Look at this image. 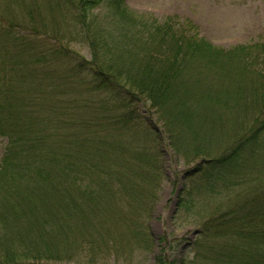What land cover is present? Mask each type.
I'll return each instance as SVG.
<instances>
[{
	"label": "trees",
	"instance_id": "16d2710c",
	"mask_svg": "<svg viewBox=\"0 0 264 264\" xmlns=\"http://www.w3.org/2000/svg\"><path fill=\"white\" fill-rule=\"evenodd\" d=\"M135 14L124 0H0V137L7 142L0 160V264H21L19 257L29 264L64 261L85 240L109 247L118 229L133 237V195L154 206L160 171L152 162L162 163L164 146L150 128L133 141L143 118L138 103L190 161L206 159L217 137L202 105H225L228 112L241 102L243 121L250 111L260 120L205 162L197 189L205 199L214 189L226 192L229 207L204 208L195 224L201 260L181 264H264V107L256 108L264 103L258 81L264 77L238 55L221 67L209 61L219 49L198 38L187 20ZM76 36L86 41L90 60L72 48ZM194 58L202 70L191 77ZM213 69L221 76L243 70L251 78L247 90L239 86L228 103L226 93L204 96L201 84L188 86L187 76L199 75L198 83ZM184 199L193 205L192 190Z\"/></svg>",
	"mask_w": 264,
	"mask_h": 264
},
{
	"label": "rangeland",
	"instance_id": "374dc122",
	"mask_svg": "<svg viewBox=\"0 0 264 264\" xmlns=\"http://www.w3.org/2000/svg\"><path fill=\"white\" fill-rule=\"evenodd\" d=\"M124 4L136 13L135 15H144L157 22H164L170 17L191 21L196 36L203 38L211 48L219 49L218 55L207 56L209 61L221 67L227 63L231 64L238 55V60L244 62L249 72L264 77V0H124ZM72 48L90 60L83 36L75 37ZM238 49H242L243 53L237 52ZM191 61L194 62L188 76H191L190 72L200 73L202 70L195 58ZM235 64L240 65V62L237 61ZM216 72L218 71L213 69L208 78L198 83L199 75L193 81L192 76L186 75L187 84L189 87L201 84L203 89L199 92L203 91L204 96L214 97L215 95H210V92L226 93L225 99L229 103L230 99H235L233 95L239 86L247 90V78L251 80L241 69L232 70L224 76H221L220 72L216 75ZM258 81H264V78ZM120 84L124 86L123 82ZM126 88L131 89L128 85ZM138 104L143 118L133 141L145 137L150 128L159 136L161 142H164L160 153L162 163L156 165L152 162V166L160 171V188L153 200L154 206L150 208L140 193L134 194L132 203H135L137 211L134 219L136 222L130 223L133 233L131 239L130 235L127 236L118 229L116 239L111 243L107 242L109 247H101L96 241L89 243L85 240L81 252L70 259L52 264H181L184 261L191 263L193 257L201 260L196 257L200 247L196 245L199 228L195 224L203 219L205 207L212 209L218 205L225 209L229 207L231 198L230 196L226 198L228 196L226 192L221 194L215 189L209 193V199L204 198L203 191L197 190L202 183L201 170L204 167L199 166L200 159L189 161L190 158L183 159L178 156L170 147L168 128H164L162 122L157 121L156 115H153L147 105ZM242 107V102L239 108L231 105L230 111L227 112L225 105L219 109L211 103L202 105L201 114L211 119L205 123L212 128L214 134H217L216 139L210 142L214 150L208 147L209 155L202 160L207 162L210 158H218L238 142L246 127L257 125L260 115L255 116L254 112L250 111L243 121V117L239 116ZM263 107L264 103L261 102L256 108L261 110ZM218 115L222 117L215 121ZM140 141L145 147L148 145L153 147L151 139ZM6 151L7 142L0 138V160ZM173 183L177 188L175 195L172 193ZM244 188L248 189V186ZM189 190H192L193 205L185 206L184 198ZM130 245L133 249L129 248ZM118 249L122 251L117 252ZM25 260L26 257L18 258L19 263L29 264Z\"/></svg>",
	"mask_w": 264,
	"mask_h": 264
}]
</instances>
